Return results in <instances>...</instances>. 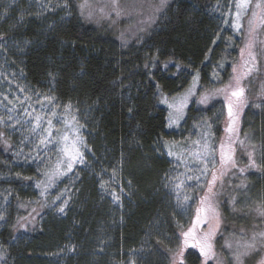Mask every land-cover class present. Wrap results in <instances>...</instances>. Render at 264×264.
Here are the masks:
<instances>
[{"label": "trees", "instance_id": "obj_1", "mask_svg": "<svg viewBox=\"0 0 264 264\" xmlns=\"http://www.w3.org/2000/svg\"><path fill=\"white\" fill-rule=\"evenodd\" d=\"M225 3L178 0L145 41L130 45H122L109 29L83 22L74 8L67 19L50 21L20 15L18 8L0 10V53L15 60L12 65L28 87L86 113L91 148L89 169L74 186L66 184L72 191L64 215L48 210L33 234L17 235L12 226L0 232L5 264H170L204 188L193 190L187 210L167 190L173 164L160 144L186 135L169 130L159 92L177 95L195 75L209 90L215 69L225 61L232 64L223 83L231 77L241 39L223 28ZM220 105L202 112L191 108L189 115H217ZM198 121L186 120L184 127ZM213 128L217 142L225 130L223 114ZM3 131L13 152L18 138ZM262 142L264 171V136ZM12 159L0 150V173L10 177L0 188L13 191L15 204L35 199V167L19 164L8 174L1 162ZM107 187L116 191V200ZM195 250L190 247L184 264H198Z\"/></svg>", "mask_w": 264, "mask_h": 264}, {"label": "rangeland", "instance_id": "obj_2", "mask_svg": "<svg viewBox=\"0 0 264 264\" xmlns=\"http://www.w3.org/2000/svg\"><path fill=\"white\" fill-rule=\"evenodd\" d=\"M176 1L4 0L0 10L18 8L20 15L50 21L67 19L74 8L83 22L109 29L122 45H130L145 41ZM220 9L223 28L241 39L231 77L223 83L226 67L232 64L225 61L215 69L209 90L195 75L177 95L159 92L169 130L186 135L160 144L173 164L167 190L175 192L179 206L187 210L193 190L204 188L192 205V219L181 227V245L170 254V264H184L191 246L200 258L198 264H264V0H226ZM15 20L19 22V16ZM12 64L15 60L0 53V150L13 158L1 164L8 174L19 164L34 166L31 184L36 198L15 204L13 191L0 188V232L12 226L17 235L33 234L48 210L64 215L70 186L89 169V120L83 110L60 106L51 93L28 87ZM217 104H221L217 115H189L191 108L202 112ZM222 114L225 130L216 142L213 123ZM186 120L202 121L186 129ZM3 128L18 138L13 152ZM9 180L0 173V182ZM107 188L115 199L116 191ZM5 261L0 250V264Z\"/></svg>", "mask_w": 264, "mask_h": 264}]
</instances>
